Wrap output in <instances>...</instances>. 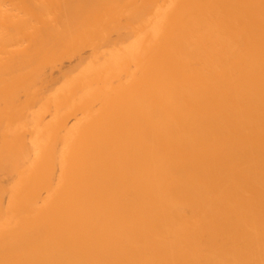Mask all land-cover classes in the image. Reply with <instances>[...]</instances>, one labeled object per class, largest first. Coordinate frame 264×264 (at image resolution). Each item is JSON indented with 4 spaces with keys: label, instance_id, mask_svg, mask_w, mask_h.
<instances>
[{
    "label": "bare ground",
    "instance_id": "6f19581e",
    "mask_svg": "<svg viewBox=\"0 0 264 264\" xmlns=\"http://www.w3.org/2000/svg\"><path fill=\"white\" fill-rule=\"evenodd\" d=\"M0 264H264V0H0Z\"/></svg>",
    "mask_w": 264,
    "mask_h": 264
}]
</instances>
